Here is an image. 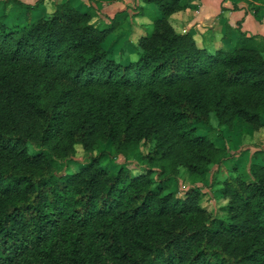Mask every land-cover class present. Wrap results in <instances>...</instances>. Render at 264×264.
<instances>
[{
	"label": "trees",
	"instance_id": "obj_1",
	"mask_svg": "<svg viewBox=\"0 0 264 264\" xmlns=\"http://www.w3.org/2000/svg\"><path fill=\"white\" fill-rule=\"evenodd\" d=\"M43 2L0 0V264H264V150L213 178L222 216L202 204L229 157L208 130L262 125L264 37L209 50L169 21L189 0H144L150 26L117 59L115 17ZM147 142L146 167L112 161ZM77 144L86 162L59 172Z\"/></svg>",
	"mask_w": 264,
	"mask_h": 264
},
{
	"label": "crops",
	"instance_id": "obj_2",
	"mask_svg": "<svg viewBox=\"0 0 264 264\" xmlns=\"http://www.w3.org/2000/svg\"><path fill=\"white\" fill-rule=\"evenodd\" d=\"M19 1L33 4L36 0ZM60 1L63 0H44L41 8L46 12L51 11L53 4ZM71 1L74 6L82 10L94 8L98 14L97 18L102 21L113 17L117 19L119 22L117 28L103 44L104 48L110 50L112 56L117 59L122 57L123 49L127 51L128 57H133L132 53L129 54L125 44L127 43L128 46L136 43L150 26V19L142 12L141 8H155L152 4L145 3L144 0ZM7 11L6 21L12 23L21 12V7L10 5ZM1 12L2 8L0 7V14ZM169 21L176 32H190L198 44L205 45L209 50L219 46L231 48L238 38L239 31L247 35L264 37V0H189V6L171 14ZM226 31L229 35L228 38ZM261 121L262 125L258 129H253L239 118L234 121L231 129L220 127V137L216 138V143L230 152L234 147L237 151L243 150L240 154L234 153L237 159L228 158L222 165L231 160L232 165H237L240 169L247 168L252 155L264 150V114ZM241 126L245 133L240 129ZM222 134H224V138L221 137ZM209 192L208 189L206 193ZM223 203L225 204L226 201Z\"/></svg>",
	"mask_w": 264,
	"mask_h": 264
},
{
	"label": "rangeland",
	"instance_id": "obj_3",
	"mask_svg": "<svg viewBox=\"0 0 264 264\" xmlns=\"http://www.w3.org/2000/svg\"><path fill=\"white\" fill-rule=\"evenodd\" d=\"M0 7H1V5H0ZM104 21H105V19H104ZM212 122H213L212 124L216 125V122L214 119H212ZM199 129L201 130L200 132L204 133L208 128H205V126H201ZM240 129H242L243 132L245 133L244 128L242 126L240 127ZM208 132L211 133V135L215 137L214 138L215 140H216V138L220 137V135L217 131H211L210 132L208 130ZM221 137L224 138L225 137L224 134H222ZM260 144H262V143H260ZM152 146H153V142H147L144 145H141L138 147V151L135 153V155L130 154L128 157H126V159L123 155H118L116 158H112V161L120 163V164H125V165L129 166L131 169H134V171L140 170L141 168L146 167L147 162L144 159V156L147 152H149L152 149ZM102 149H104V146L99 145V147L92 154L96 155L97 152L101 151ZM75 150L76 151H75V154L73 155V157L68 161V163L66 165H63L62 169H60L59 172L63 173L66 171H73V170L77 169L80 165H82L83 163L86 162L88 155L84 151L83 147L80 144H77L75 146ZM235 152H237V153H235ZM242 152H243L242 149L237 151V149L234 147L233 150H231V152L228 151V153H229L228 158L229 159L232 158L231 160H233V158L237 159V157H235L234 153L240 154ZM252 158H253V155H252ZM231 160L229 162H226L225 165L221 164V165L211 166V170H210L209 176L207 178V182L205 183L206 186L203 184L204 185L203 186L204 191L208 192V189H209L210 192L206 193L204 195L202 204L207 207L208 212H211L213 214H218V215L222 216V212L220 211V207L222 205H224L223 202L227 201L226 199H223L221 197V195L218 193V189L220 187V184L214 183L213 178L215 177L218 180H221L224 177L229 176L230 175V168L233 166L232 165L233 163ZM253 160L258 162V163H261L263 161V155L258 154L253 158ZM101 162L104 164L107 162V159H102ZM183 170L184 169H180L179 173L177 174V177L171 178L170 180H168V182H169L168 187L170 186L169 187L170 189H172L173 191H176L177 195H181V193L190 184L189 179H188V175ZM155 176L156 175L154 174V177Z\"/></svg>",
	"mask_w": 264,
	"mask_h": 264
}]
</instances>
